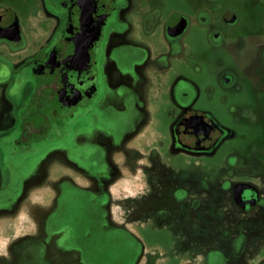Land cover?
<instances>
[{"label":"flooded vegetation","instance_id":"1","mask_svg":"<svg viewBox=\"0 0 264 264\" xmlns=\"http://www.w3.org/2000/svg\"><path fill=\"white\" fill-rule=\"evenodd\" d=\"M23 210L0 264H264V0H0Z\"/></svg>","mask_w":264,"mask_h":264},{"label":"rangeland","instance_id":"2","mask_svg":"<svg viewBox=\"0 0 264 264\" xmlns=\"http://www.w3.org/2000/svg\"><path fill=\"white\" fill-rule=\"evenodd\" d=\"M153 101H150V105H151V112H152V122L150 123V127H153L155 125L156 122V115L157 113H162L163 112V108H160L156 105H153ZM159 116L157 115V118ZM217 162V163H216ZM219 161H215L214 165L216 166V164H219ZM28 219V213L26 212V210L21 211L20 213H18L16 216L11 217V219H7V218H1L0 220V232H1V238H5V236L7 234H9V225L10 226H19L22 223L26 222ZM6 223L9 224L6 226Z\"/></svg>","mask_w":264,"mask_h":264}]
</instances>
